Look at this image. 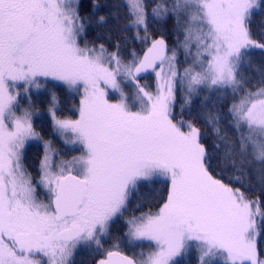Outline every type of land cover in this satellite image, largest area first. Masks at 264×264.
<instances>
[{
  "label": "snow or ice",
  "instance_id": "1",
  "mask_svg": "<svg viewBox=\"0 0 264 264\" xmlns=\"http://www.w3.org/2000/svg\"><path fill=\"white\" fill-rule=\"evenodd\" d=\"M262 4L160 0L152 17L173 16L184 37L180 45L193 58L181 75L175 48L163 35L148 34L145 0L125 5L129 26L143 31L139 39L150 44L142 56L132 52L128 62L119 44L108 52L103 44L84 41L81 0H0V264H69L81 244L107 253L98 264H181L191 250L198 264H264V80L229 110L240 133L233 163L239 160L241 172L248 157L261 165L259 196L217 178L223 173L212 166L200 129L173 111L177 83L187 89L186 103L202 88H244L241 61L250 49L264 51L249 27ZM98 7L93 0V11ZM149 73L157 79L155 92L138 81ZM41 80L60 82L82 97L76 120L55 118L54 93L49 111L57 130L74 137L68 143L79 144L83 153L54 165L46 145L34 184L22 164L23 149L41 137L33 128L34 113L17 110L31 88L43 86ZM110 92L120 99L111 102ZM229 179L243 186L240 177ZM155 185L158 209L127 218L123 238L112 237L111 226L128 211L131 195ZM105 237L114 239L113 247L123 239L151 250L134 259L104 249Z\"/></svg>",
  "mask_w": 264,
  "mask_h": 264
},
{
  "label": "trees",
  "instance_id": "2",
  "mask_svg": "<svg viewBox=\"0 0 264 264\" xmlns=\"http://www.w3.org/2000/svg\"><path fill=\"white\" fill-rule=\"evenodd\" d=\"M170 1V0H169ZM100 6L93 11V0H81L80 14L84 17L85 31L84 41L92 45L103 44L107 51H116V45H120L121 57L127 59L131 57V53L135 52L141 56L149 44H143L139 37L145 35L141 30L129 26L131 16L129 9L125 6L124 0H95ZM147 5L148 16V34L157 38L163 35L169 43L170 48L182 49L180 42L184 37L181 34V30L176 24V20L173 16H169L167 19L153 18L151 15V9L160 3V0H145ZM171 4V2H168ZM264 8V4H262ZM262 8L254 10L251 22L249 24L252 32V38L258 42L264 43V11ZM99 16H105L107 22L100 24L98 22ZM178 53V52H177ZM132 58V57H131ZM183 55L179 51L176 62L178 68L183 69L185 67V60H181ZM244 82V88L241 91L231 90H208L202 88L192 95L190 102H185L187 94L183 93L179 86L176 92V99L174 102L173 110L177 114L176 118L179 119L182 114L185 121H191L197 128L200 129L201 143H203L209 153H212L211 164L216 168L218 172L222 171V175L217 178L223 179L225 183H229L233 187H242V190L248 191L252 196H259L261 190V175L260 171L256 170L255 166L247 163L243 166V171H240L241 165L237 159L235 164L233 163L232 150L236 144L237 138L240 133L237 132L233 125V119L230 114V109L233 104H238L241 98L245 95L247 90L255 91L254 85H260L264 80V51L259 49H250L244 56L239 66V76ZM48 91L54 93L59 101L58 116L67 118H76L78 112L76 108L79 104V100L76 95L69 93L68 90L56 84H47ZM264 86V85H261ZM49 97L46 95H38L32 97V103L37 110V114L34 118V129L40 134V142L44 143L53 138V125L49 114L47 113V103ZM54 139V147L60 150L63 154L66 150L62 146L60 139ZM219 147H216V146ZM42 144L30 143L25 149L24 164L28 171L35 170L38 175L41 173V160L43 152L40 150ZM40 150L38 157V166L33 167L30 163V157L35 155L36 151ZM33 171H30L31 173ZM215 175V173H214ZM229 177H240L243 181V186L239 183H232ZM37 179V178H36ZM152 187L159 188V185L155 186H143L140 189V195L135 194V199L130 202V214L134 213L137 209H149L159 205L156 200V193L152 191ZM137 196V197H136ZM122 229V225H117ZM115 226V227H117ZM112 227V231L114 228ZM118 230V229H117ZM124 230V229H122ZM111 231L112 237L116 236ZM121 231V230H118ZM112 239H109V241ZM113 243V241H111ZM260 246L264 247V240H261ZM197 253L195 250H191L186 257L181 258V264H198ZM103 256H92L84 259L85 262L79 261V256L75 263L79 264H96L97 259H101Z\"/></svg>",
  "mask_w": 264,
  "mask_h": 264
},
{
  "label": "rangeland",
  "instance_id": "3",
  "mask_svg": "<svg viewBox=\"0 0 264 264\" xmlns=\"http://www.w3.org/2000/svg\"><path fill=\"white\" fill-rule=\"evenodd\" d=\"M124 1H125V3H127V0H124ZM168 2H172V0H170V1L168 0ZM255 11H256V9H255ZM89 45H92V44H89ZM96 46H98V45H96ZM174 48L176 50V57H178V54H179V51H180L181 54L183 55V58H181V60H185L187 62V63H185L186 64L185 67H183V69H180V68H178L177 62L175 61L176 67L178 69V72H179V74L182 75L185 68H189V67H191L193 65V58H192L191 55H189V54H187L185 52L183 47H182L181 50H178V48H176V47H174ZM191 51L194 53L195 52V48H192ZM108 52H110V51H108ZM113 52H115V51H113ZM142 55H143V53L141 54V56ZM168 55H172V53L169 52ZM131 57H128L127 59H125L123 57H121V58L124 60V62H128V61L132 60ZM196 70L199 71V69H196ZM238 71H239V69H238ZM138 81H139L140 86L145 87V89L147 91L155 92L156 85H157V79H156L155 73H149L145 77H143L141 79H138ZM40 83L43 85L42 87H40V88L33 87V88L30 89V99L29 98H24V99L20 100V106H19V109L17 110V115L21 114L20 109H28L29 111H32L34 113L33 117H35L36 114H37V110L34 108L35 106L32 103V97L33 96H38V95L41 96L43 94L46 95V97H49V101L47 103V107H48L47 113L49 114V116L51 118V121H52V125H53V127H52L53 128V138L54 139L55 138L60 139V141L62 142V146H63V148H65L67 153H66V156H65V153L63 154L62 152H60V150H57L54 147V145H55L54 139H50V140H48L47 142H44V143H41L40 139H32V140L26 141L24 149H23V156L25 155V151H26L25 149L28 147V145L30 143H35L36 142V143L42 144V146L40 147V150L42 149V152H43L42 159H40L41 162L44 159V156H45V153H46V145H47V152H48V155L50 157L51 162L54 165H58L62 160H68V159H71V157H73V156L81 155L83 153V149L80 147L79 144H69L68 143V140L74 139V137L67 136V135H62L57 130V128L55 126V123H54V118H53L51 112L49 111L50 108H53V102H52V99H51L52 93H50L48 91L47 84L49 83V84H56V85L59 84L60 85V82L49 81L48 83H45L43 80H41ZM179 86L181 87L180 90L183 93L188 95L186 87H183L179 83H177L176 87H175V97H176V92H177L176 89H178ZM206 89L212 90V89H209V88H206ZM228 89L233 91L231 88H228ZM67 90H68L69 93H71V95L72 94L76 95L75 98L77 97V99L79 100V104L77 105L78 107L76 108V110L78 112V115H76L77 116L76 118H71V117L67 118V117L58 116L57 112H58V108H59V105H60V101H59L58 97L56 96L57 100H56V103H55V106H54L55 118L61 119V120H76V119L79 118V111L78 110H79V106H80V100H81L82 97L80 96L79 93H74V92H72L69 89H67ZM135 90H136L135 87H125V89H124L125 92H129V93H134ZM19 91L23 94V88L22 87L19 89ZM237 91H241V89H238ZM109 99H110L111 102L115 103V102H117L120 99V97H119L118 94H114V93L110 92L109 93ZM133 110H136V109H133ZM33 117H32V124H33V128H34V122H33L34 118ZM247 159L250 161L251 165L256 167L255 168L256 170L260 169L261 165L257 161L253 160L252 157H248ZM24 165L25 164L23 163V166ZM24 167L27 169L26 166H24ZM53 170H55V168ZM27 171H28V169H27ZM30 171H33V170H30ZM29 175H30V178L33 180V182L35 184V182L38 181L41 178L42 173L39 174L40 176H37L38 173L34 170L32 173L29 172ZM36 187H37L38 195L42 199H46V197L44 196L43 187L38 185V184L36 185ZM140 189H141V187L139 188L138 192H135V193H133L131 195L130 202H131V200L135 199V197H134L135 194H137V196L140 195ZM159 206L160 205H156L154 207H150L147 210L146 209H143V210H138L137 209L134 213L129 215L130 214V209H129L130 208V203H129L128 211L125 212L124 217L120 218L118 221H116L111 226V231H112V227H115V226H117L119 224H121L122 227H123L122 229H124V230L120 229L119 226L115 227L114 231H112L114 233V235H116L114 237L123 238L124 233L127 231L126 225H125V220L127 218L131 217L132 215H140L141 213H145V212H149V211L155 212L158 209ZM117 229L121 230V231H118ZM111 241H113V243H111ZM114 242H115L114 239L109 241V239L107 237L103 238V248L107 249L108 251H118L121 254L128 255V256H130V257H132L134 259L137 258V254L139 252H141V251L147 252V251L151 250L150 246L148 244H144L142 247H131L128 244H126L123 241V239H121V241L119 243V247H113ZM77 251H78V253H76ZM196 253H197V251H196ZM98 254L99 255L101 254L103 256L101 259L106 258V256H107V253L104 252V251L97 252L95 250V245H91V246H87V245H83V244L78 245L77 248L73 250L72 255L69 257V264H79V263H75L77 258H78V256H79V261L81 260V261L85 262L84 259L90 258L92 256H98ZM197 255H198V253H197ZM99 260L100 259L96 260V264H97V261H99Z\"/></svg>",
  "mask_w": 264,
  "mask_h": 264
},
{
  "label": "flooded vegetation",
  "instance_id": "4",
  "mask_svg": "<svg viewBox=\"0 0 264 264\" xmlns=\"http://www.w3.org/2000/svg\"><path fill=\"white\" fill-rule=\"evenodd\" d=\"M41 151H42V149H41ZM39 154H40V150L39 151H36V153H35V155H33V156H31L30 157V163H31V165L33 166V167H35V166H38L37 165V163H38V157H39ZM24 156H22V164L24 163ZM25 166V165H24ZM25 168V167H24ZM26 169V168H25ZM26 171H27V169H26ZM29 172L30 171H27V173L29 174ZM31 173V172H30ZM76 253H78V251L76 252Z\"/></svg>",
  "mask_w": 264,
  "mask_h": 264
},
{
  "label": "water",
  "instance_id": "5",
  "mask_svg": "<svg viewBox=\"0 0 264 264\" xmlns=\"http://www.w3.org/2000/svg\"><path fill=\"white\" fill-rule=\"evenodd\" d=\"M167 41V40H166ZM168 43V42H167ZM169 44V43H168ZM149 46H150V44H149ZM148 46V47H149ZM144 50H146V49H144ZM168 54H169V52H168ZM146 75H148V74H141L140 75V77H138V79H141V78H143V77H145ZM124 255V254H123ZM125 256H128V255H125ZM130 257V256H129ZM103 259H105V258H103ZM97 264H98V261H97Z\"/></svg>",
  "mask_w": 264,
  "mask_h": 264
}]
</instances>
